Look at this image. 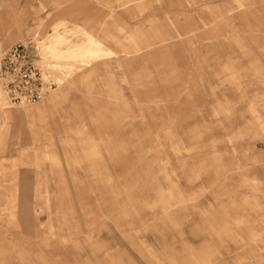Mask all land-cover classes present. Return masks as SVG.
<instances>
[{
  "label": "rangeland",
  "instance_id": "obj_1",
  "mask_svg": "<svg viewBox=\"0 0 264 264\" xmlns=\"http://www.w3.org/2000/svg\"><path fill=\"white\" fill-rule=\"evenodd\" d=\"M21 42L55 85L0 75V264H264V0H0Z\"/></svg>",
  "mask_w": 264,
  "mask_h": 264
},
{
  "label": "built area",
  "instance_id": "obj_2",
  "mask_svg": "<svg viewBox=\"0 0 264 264\" xmlns=\"http://www.w3.org/2000/svg\"><path fill=\"white\" fill-rule=\"evenodd\" d=\"M36 57L30 42L14 44L0 57V75L5 81L8 101L13 106L38 103L55 85L36 65Z\"/></svg>",
  "mask_w": 264,
  "mask_h": 264
},
{
  "label": "bare ground",
  "instance_id": "obj_3",
  "mask_svg": "<svg viewBox=\"0 0 264 264\" xmlns=\"http://www.w3.org/2000/svg\"><path fill=\"white\" fill-rule=\"evenodd\" d=\"M44 43H43L44 46L42 48V51L47 52V53H49L51 55L50 63L48 65L49 74H53V73L61 74L63 72L62 65L66 64V63L68 64V62H69V65H70V63H71L70 62L71 61L70 58L73 55L80 54V55H83V56L85 55V57H86V55L90 54L93 51L90 44H67L66 48H65V51H64V55L57 56L56 53H53L54 52L53 51V47H54V44H55L54 39L53 38H48L46 40V42H44ZM65 57H66V59H65Z\"/></svg>",
  "mask_w": 264,
  "mask_h": 264
}]
</instances>
